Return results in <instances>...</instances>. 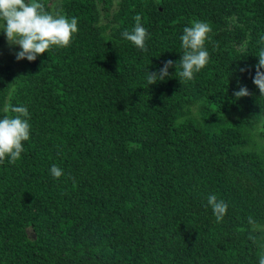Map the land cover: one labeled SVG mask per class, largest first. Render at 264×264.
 Listing matches in <instances>:
<instances>
[{"label": "trees", "instance_id": "obj_1", "mask_svg": "<svg viewBox=\"0 0 264 264\" xmlns=\"http://www.w3.org/2000/svg\"><path fill=\"white\" fill-rule=\"evenodd\" d=\"M40 2L78 32L17 67L0 56V119L22 106L30 124L21 158L0 161V264H259L264 0ZM137 14L147 51L123 36ZM194 21L212 29L208 64L149 86Z\"/></svg>", "mask_w": 264, "mask_h": 264}, {"label": "clouds", "instance_id": "obj_2", "mask_svg": "<svg viewBox=\"0 0 264 264\" xmlns=\"http://www.w3.org/2000/svg\"><path fill=\"white\" fill-rule=\"evenodd\" d=\"M141 15L134 17L135 26L124 31L123 36L131 41L138 49L147 51L145 41L148 38L146 29L141 25ZM211 26L206 22L194 21L191 26L185 27L181 36L184 49L178 62L168 60L157 71H149L146 80L148 85L165 81L169 77V69L173 66L178 69L181 83L191 81L194 74L199 73L209 62V53L205 49ZM0 32L6 36L10 47L19 46L20 51L15 53L18 61L27 59L33 62L38 56L48 52L53 46L66 48L70 46L73 35L78 32V19L60 14H52L45 9L40 0H0ZM264 40V37H261ZM259 62L255 66L256 73L253 83L264 96V49L259 54ZM118 71V70H117ZM246 71V69H240ZM237 99L251 95L246 87H241L234 93ZM5 112L11 111L14 116H4L0 119V161L6 157L15 164L24 151L23 142L30 138L29 112L26 107L5 106ZM50 172L54 178H60L63 171L53 165ZM217 222H221L227 213L228 205L218 200L216 195L208 197ZM249 223L253 224L252 217ZM259 264H264V255L259 258Z\"/></svg>", "mask_w": 264, "mask_h": 264}, {"label": "rangeland", "instance_id": "obj_3", "mask_svg": "<svg viewBox=\"0 0 264 264\" xmlns=\"http://www.w3.org/2000/svg\"><path fill=\"white\" fill-rule=\"evenodd\" d=\"M20 51L19 46H13L10 47L6 36L3 32H0V56H3V58L13 66L17 67L19 66V63H21L22 60L18 61L16 59L15 53Z\"/></svg>", "mask_w": 264, "mask_h": 264}]
</instances>
